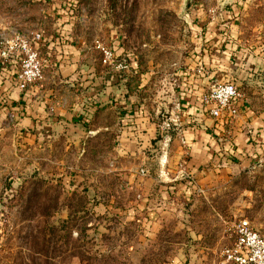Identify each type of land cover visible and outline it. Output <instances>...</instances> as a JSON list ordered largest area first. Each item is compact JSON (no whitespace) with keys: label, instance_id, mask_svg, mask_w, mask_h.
I'll return each instance as SVG.
<instances>
[{"label":"rangeland","instance_id":"rangeland-1","mask_svg":"<svg viewBox=\"0 0 264 264\" xmlns=\"http://www.w3.org/2000/svg\"><path fill=\"white\" fill-rule=\"evenodd\" d=\"M221 29L229 51L237 30L244 46L264 45V0H0V264H221L235 223L264 234V160L228 159L203 185L190 179L193 193L161 192L188 179L176 157L182 72ZM37 36L73 45L80 73L57 76ZM9 43L37 49L41 82L21 89L26 56L4 57ZM228 62L203 93L231 83L237 108L264 106ZM14 88L53 91L50 111L73 124L27 136Z\"/></svg>","mask_w":264,"mask_h":264},{"label":"crops","instance_id":"crops-1","mask_svg":"<svg viewBox=\"0 0 264 264\" xmlns=\"http://www.w3.org/2000/svg\"><path fill=\"white\" fill-rule=\"evenodd\" d=\"M238 33L243 34V31H235L236 41L232 52L229 51L230 46L226 43L227 30L221 29L218 33V42L215 41V45L213 43L208 50L202 49L201 55L193 57L195 59L190 63L189 70L182 72L181 102L178 108L181 109L182 117L185 119L180 123L176 157L182 167H185L188 179L176 181L174 186L170 185L169 191H172L173 195L175 191L191 193L195 187L191 186L190 179L195 178L197 186L203 185L209 178L221 172L220 168H224L223 162L228 159L238 161L240 164H258L264 160V106L244 105L238 112L234 126L220 127L219 123L215 124L213 120L207 119L200 104L204 84L209 85L210 81H220L225 77L223 72H226L229 66L228 56L231 55L238 77L243 81L247 78L245 79L247 82L258 88L255 94L264 98V45L257 43L244 46L241 40L243 37L239 39ZM57 40L52 38L51 41L49 37L47 41L43 39L41 43L48 56L56 54V75L69 79L80 73L76 71L75 64L79 62L80 57L74 52L73 45L61 46ZM200 66L205 67L204 74L199 73ZM245 69L250 73L245 72ZM4 83L6 85L3 90L9 87L6 81ZM12 95L14 101L10 108L21 120V129L26 131L27 136L32 135L37 138V128L41 124L47 128L52 127L54 119L60 122H56L53 128L62 124H66L67 127L73 124L71 116L65 111L59 109L50 111L53 91L45 93L42 89L36 88L25 93L14 88ZM135 115L137 116L135 113L129 115L127 113L122 119L133 121ZM26 141L27 144H31L33 140ZM166 187L168 186H161V192L165 191L166 195H170L166 192Z\"/></svg>","mask_w":264,"mask_h":264},{"label":"built area","instance_id":"built-area-1","mask_svg":"<svg viewBox=\"0 0 264 264\" xmlns=\"http://www.w3.org/2000/svg\"><path fill=\"white\" fill-rule=\"evenodd\" d=\"M38 42L41 36H37ZM8 52L1 51L6 57L9 55L24 54L23 64L25 72L20 76L21 89L26 90L29 85L43 80L38 53L30 44L13 47L9 43ZM105 62L113 61V53L109 49L102 48ZM199 73L204 74L205 68L199 67ZM237 87L231 83L212 84L208 91L202 94L200 104L208 108L210 116L219 123H225L232 117H236L244 106L236 107L238 99ZM234 241L222 250L221 264H264V234L256 230L247 220H241L232 226Z\"/></svg>","mask_w":264,"mask_h":264},{"label":"trees","instance_id":"trees-1","mask_svg":"<svg viewBox=\"0 0 264 264\" xmlns=\"http://www.w3.org/2000/svg\"><path fill=\"white\" fill-rule=\"evenodd\" d=\"M204 67V66H203ZM205 68V67H204ZM141 114V113H140ZM220 124V127H224V125H225V123H219ZM169 188H170V186H168V187H166V192H169V194H170V196H173V193H172V191H169ZM168 190V191H167ZM173 191H174V189H173ZM112 206V205H111Z\"/></svg>","mask_w":264,"mask_h":264}]
</instances>
